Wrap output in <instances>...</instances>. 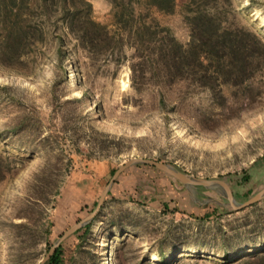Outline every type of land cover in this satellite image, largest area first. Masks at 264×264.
Segmentation results:
<instances>
[{"label": "rangeland", "instance_id": "rangeland-1", "mask_svg": "<svg viewBox=\"0 0 264 264\" xmlns=\"http://www.w3.org/2000/svg\"><path fill=\"white\" fill-rule=\"evenodd\" d=\"M72 1L68 13L55 2L26 9L17 47L9 50L4 39L9 20L0 15V155L6 159L0 179V264H38L58 236L95 208L110 169L130 158L168 163L215 181L237 202L264 186L259 44L255 53L261 65L242 81L209 87L191 78L163 83L145 51L121 47L127 36L117 41L99 28L83 36L88 6ZM87 1L90 16L117 33L111 0ZM187 1L175 0L172 13L153 12L183 44L190 39ZM207 6L234 27L250 30L263 47L264 0L193 4ZM155 30L160 37V26ZM245 173L249 180L241 182ZM193 191L198 200L228 201L200 185ZM105 200L91 233L64 243L63 264H245L240 256L264 248V198L248 218L257 233L244 237L255 242L227 256L214 236L237 231L250 206L224 205L229 212L219 219L191 218L189 212L202 214L215 203L197 204L173 176L141 163L120 173ZM163 202L185 213H163ZM111 217L120 226L110 225ZM169 250L174 252L162 261L158 251ZM152 253L158 258L151 259Z\"/></svg>", "mask_w": 264, "mask_h": 264}, {"label": "trees", "instance_id": "trees-1", "mask_svg": "<svg viewBox=\"0 0 264 264\" xmlns=\"http://www.w3.org/2000/svg\"><path fill=\"white\" fill-rule=\"evenodd\" d=\"M83 1L88 6L89 15L83 21L79 17H73L72 19L79 20L82 23L84 22L83 36H92L94 34L92 30L98 28L103 30L105 37L115 38L117 41H122L123 35L124 37L127 36L128 41L122 43L123 45L121 47L130 46L134 49V53L138 54L140 50L145 51L148 60L154 65L153 70L160 76L163 83L191 78L200 85L209 87L212 85V82L219 85L231 83L233 82L231 81L232 78H237L239 81H242L252 75L256 66L259 67L261 65L260 56L255 53V50L257 49V44L263 49L264 45L262 47V44L254 34L242 26L234 27L227 23L225 19L218 18L213 13L214 7L212 6H207L205 9L193 7V4L199 0H188L184 4V19L189 26L190 32V39L186 44L181 43L171 33L168 26L160 25L153 15V12L172 13L175 8V0H111L114 24L118 26L116 29L117 33H110L106 25L95 21L90 16V2L87 0ZM53 2L59 4L67 13L73 8L72 0H0V15L7 21L9 20L7 33L4 37L5 42L7 41V50L17 47L14 41L16 38L20 39L19 28H22L18 22L23 14L26 15V9L32 5L46 8L48 3ZM126 24L129 25L128 30L124 29ZM156 26H160L161 31V35L158 38H156ZM13 34H15V37L9 40V37L13 36ZM132 86L138 89V87H135V84H132ZM3 160L6 159L0 155V179L6 174V171L1 166ZM114 171L115 169H110L111 176ZM248 180L249 174H243L241 182ZM200 186L206 188L203 185ZM208 203H215V205L202 214L189 212V216L197 220L205 221L219 219L222 215L229 212V210L223 207V204L216 203L215 201ZM105 206L106 200L101 205L95 217L64 239L44 264H63L65 259L64 243L69 239H82V237L91 233L95 221H97L101 210ZM255 206V203L250 206L251 209L243 217L237 231L230 229L228 231H221L219 235L214 236L216 240L222 241L220 252L222 256H227L229 253H237L240 248H247L248 245L255 242L253 238L244 239L245 236H251L257 233L256 225L248 220ZM175 211L185 213V211L179 209L177 206L170 207L167 202L162 203L163 213H173ZM261 222V225L264 226V222ZM109 224L120 226L118 221H115L113 217L109 218ZM51 227L52 222H49L46 228L47 234H50ZM116 235L119 234L117 233ZM192 247L198 249V246L195 245H188L187 249ZM173 252L172 250L167 252L158 251L157 255L163 261L167 254ZM240 258L245 264H264V248L260 251L249 253L242 257L240 256Z\"/></svg>", "mask_w": 264, "mask_h": 264}, {"label": "water", "instance_id": "water-1", "mask_svg": "<svg viewBox=\"0 0 264 264\" xmlns=\"http://www.w3.org/2000/svg\"><path fill=\"white\" fill-rule=\"evenodd\" d=\"M138 163L153 166V167L173 176L176 180L180 181L186 187L190 199L195 201L197 204H204L207 202L215 201V202H218V203L223 204V205H229L234 209H243L245 207L251 206L252 204H254V203H256V202H258L264 198V186H263L261 189H259L255 193H253L248 198H246L244 201L237 202L234 199V197L227 190L226 191L224 189L219 190L218 184L215 181L193 176V175H191L187 172H184V171L180 170L179 168H177L171 164H168V163L156 161V160L149 159V158H130L125 163H123L122 165H120L119 167H117L115 169L114 173L112 174V176L110 177V179L108 180V182L104 186L103 190L101 191L95 208L87 216H85L84 218H82L79 221L72 224L60 236H58L56 238V240L50 246L46 255L41 259V261L38 264H44L48 260L50 255L54 252L55 248L64 239H66L69 235H71L76 229L82 227L84 224L91 221L95 217V215L97 214L101 205L104 202V198H105L111 184L117 179V177L120 175V173L124 169H126L127 167H129L131 165L138 164ZM195 185H203L204 187L209 188V189L215 191L216 193H218L219 195H221L222 197L226 198L228 201L223 202V201H219V200L214 199V198H207V199L198 200L196 195H195V192L193 191V187Z\"/></svg>", "mask_w": 264, "mask_h": 264}, {"label": "bare ground", "instance_id": "bare-ground-1", "mask_svg": "<svg viewBox=\"0 0 264 264\" xmlns=\"http://www.w3.org/2000/svg\"><path fill=\"white\" fill-rule=\"evenodd\" d=\"M71 79H72V78H71ZM71 79H69V80H71ZM157 258H158V256H157L156 254L152 253V258H151V259L155 260V259H157Z\"/></svg>", "mask_w": 264, "mask_h": 264}]
</instances>
